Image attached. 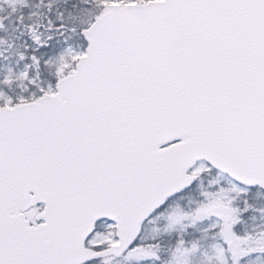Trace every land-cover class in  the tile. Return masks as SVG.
Listing matches in <instances>:
<instances>
[{
    "label": "snow or ice",
    "instance_id": "obj_1",
    "mask_svg": "<svg viewBox=\"0 0 264 264\" xmlns=\"http://www.w3.org/2000/svg\"><path fill=\"white\" fill-rule=\"evenodd\" d=\"M0 264H264V0H0Z\"/></svg>",
    "mask_w": 264,
    "mask_h": 264
}]
</instances>
